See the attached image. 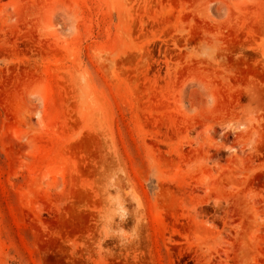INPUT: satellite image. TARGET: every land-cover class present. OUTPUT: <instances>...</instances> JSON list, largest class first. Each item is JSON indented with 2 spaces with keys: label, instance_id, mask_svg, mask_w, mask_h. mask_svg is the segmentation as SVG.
<instances>
[{
  "label": "rangeland",
  "instance_id": "374dc122",
  "mask_svg": "<svg viewBox=\"0 0 264 264\" xmlns=\"http://www.w3.org/2000/svg\"><path fill=\"white\" fill-rule=\"evenodd\" d=\"M0 264H264V0H0Z\"/></svg>",
  "mask_w": 264,
  "mask_h": 264
}]
</instances>
